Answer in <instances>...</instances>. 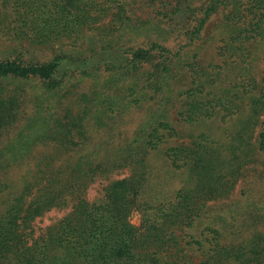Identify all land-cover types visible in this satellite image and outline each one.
Segmentation results:
<instances>
[{
  "label": "trees",
  "instance_id": "16d2710c",
  "mask_svg": "<svg viewBox=\"0 0 264 264\" xmlns=\"http://www.w3.org/2000/svg\"><path fill=\"white\" fill-rule=\"evenodd\" d=\"M213 17L211 43H225L215 56L230 55L208 75L196 43ZM263 24L264 0H0L10 48L0 57V264H264V194L225 219L209 206L250 171L264 184V71L239 80L228 72L252 58ZM27 48L51 57H20ZM173 66L192 85L180 95ZM149 100L137 136L97 149L95 133ZM174 107L186 124L232 123L215 142L202 134L161 149L176 135ZM158 152L191 183L150 201L147 162ZM125 167L127 177L109 179ZM98 178L109 181L91 202L85 193ZM69 203L37 231V219Z\"/></svg>",
  "mask_w": 264,
  "mask_h": 264
},
{
  "label": "rangeland",
  "instance_id": "374dc122",
  "mask_svg": "<svg viewBox=\"0 0 264 264\" xmlns=\"http://www.w3.org/2000/svg\"><path fill=\"white\" fill-rule=\"evenodd\" d=\"M146 16V15H144ZM218 23L217 18L213 17L209 23L205 31H203L200 42L196 43V47L202 49L200 61H197L199 64L198 66L200 69L204 70L206 74L209 75V72L212 70V67L216 66H223V60L227 58L230 53L226 52L224 56L218 58L215 56L213 48L216 46L224 47L225 43H221L218 39L215 41L214 45L211 43L212 37V30ZM13 45V44H12ZM8 46L2 44L0 40V57L7 56L6 51ZM10 49V48H8ZM253 52L252 58H249L248 61H243L240 64L241 71L230 69L228 72L230 73L231 77H235V79L239 80L240 77H250L254 76L255 78H259L262 76L264 71V24L261 30V38L258 44V48L255 50H251ZM21 54L28 60L32 62H43L48 60L51 56L49 51L41 50L40 48H27V49H19L18 55L21 57ZM186 58V55L183 56ZM41 60V61H40ZM183 66L186 64L193 63L191 60L181 61ZM230 65V64H229ZM231 66V65H230ZM187 71H190L189 66L184 67ZM177 69V66H173L172 76L175 77V93L180 95L185 90L190 88L188 81H186V73L185 70H181L177 73L174 70ZM201 75V74H200ZM239 76V77H238ZM219 84L216 87L215 93H222L224 91L223 87H219ZM173 88L171 84L170 89ZM116 89V88H115ZM117 91V89H116ZM165 89L160 91L163 95ZM155 102L153 100H149L148 102L144 103L142 107L139 109H134L128 112L125 115L116 116L117 118L114 120L115 129L107 130L102 129L98 133H95L96 138L93 139V142L97 146V149H107L105 143L107 142H114L116 145L123 143V141H130L132 137L137 134L145 127L147 121L150 118V113L154 111ZM158 115V114H157ZM181 118L177 116L176 107L172 108L169 113L168 124L171 128L174 129L176 135L174 137H168L164 140L165 144L162 146L163 148L169 147H176L178 144L183 145H190L193 141H195L200 135L206 134L210 141L215 142L218 135L221 133L226 134L229 126L231 125L230 120L228 121L227 125L219 123L218 121L211 122H198L194 124H186L180 121ZM256 134V133H255ZM231 142V141H230ZM228 142L227 144H230ZM214 148L215 146H211ZM262 163V161H260ZM149 166L152 168V179L151 185H148L146 189V196L147 200L153 201V199L158 198V196L162 197L164 195H170L173 192L184 187V185H189L191 183V175L187 170H183V172L177 171L173 169L170 163L164 158L161 152L152 153L149 157V161L147 162ZM263 166L258 165L256 168L261 170ZM130 174L129 168L125 167L124 169L115 170L110 175L109 179H120L123 177H127ZM256 173L254 171H250L244 179H242L235 189L233 190L232 194L218 203L209 204L213 211L217 213H221L223 218L228 215V212L231 210L234 211V208H238L240 206L241 201H250V198L255 197V199L260 198L264 194V184L258 182L256 184V178L259 176L254 177ZM249 178L252 180H249ZM109 179L98 178L94 182L90 184L88 187L85 198L89 201H97L102 198V190L105 187L104 185L109 181ZM110 179V180H111ZM250 191V192H249ZM70 205L65 206L63 208H53L52 210L45 213V215L35 221L37 231L40 232L42 229L50 226L58 219L62 218L68 211H70ZM225 219V218H224ZM235 220V219H233ZM129 222L133 226L139 225V213L134 211L129 216Z\"/></svg>",
  "mask_w": 264,
  "mask_h": 264
}]
</instances>
